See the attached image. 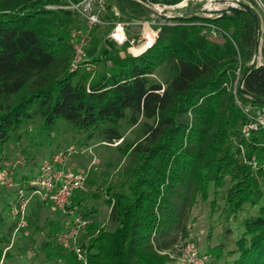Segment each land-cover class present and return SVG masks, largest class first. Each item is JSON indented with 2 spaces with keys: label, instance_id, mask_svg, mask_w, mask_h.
I'll return each instance as SVG.
<instances>
[{
  "label": "trees",
  "instance_id": "obj_1",
  "mask_svg": "<svg viewBox=\"0 0 264 264\" xmlns=\"http://www.w3.org/2000/svg\"><path fill=\"white\" fill-rule=\"evenodd\" d=\"M247 1L254 11H261L259 2L264 7V0ZM56 2L0 0V157L4 144L21 139L32 122L47 136L63 125L84 143L121 141L116 147L125 161L116 181L89 193L108 207L104 225L94 207L80 211L73 193L69 199V208L90 219L78 237L81 257L55 244L63 218L56 212L38 227L44 258L168 264L200 199L218 210L223 225L219 242L202 256L206 264H264V127L241 133L243 108L264 106V63L255 60L260 27L255 29L251 14L189 12L164 23L155 44L138 56L107 40L106 27H98L93 39L99 51L73 69L70 27L77 17L48 8ZM109 2L108 10L116 4L124 15L146 12L133 0ZM106 17L115 19L110 11ZM261 54L264 62V41ZM88 62L97 67L92 77ZM129 128L132 140L123 138ZM31 177L19 183H31ZM14 233L15 222L0 233V264L13 258ZM27 249L20 246L18 254ZM35 259L32 264L47 261Z\"/></svg>",
  "mask_w": 264,
  "mask_h": 264
},
{
  "label": "built area",
  "instance_id": "obj_2",
  "mask_svg": "<svg viewBox=\"0 0 264 264\" xmlns=\"http://www.w3.org/2000/svg\"><path fill=\"white\" fill-rule=\"evenodd\" d=\"M136 1L152 9V12L144 9L146 12L142 14L129 12L124 15L116 4H113L108 10L109 0H57L56 3L48 6L51 9L69 10L76 17L82 19L81 22L73 23L70 27L72 48L70 66L73 69H78L83 62L89 61L85 49L90 45L98 27H106L104 37L107 40L112 41L118 47H124L127 53L138 56L155 44L161 26L176 18L178 10L186 7L191 0ZM108 11L115 16V19H107ZM214 35L215 31H211L209 37ZM259 40V49L255 59L257 65L264 63L261 54L263 36ZM134 49L138 50L137 53L134 52ZM84 66L92 77L97 69L95 64L88 62ZM238 81L239 79L235 80V86ZM239 86H241V81ZM243 111L247 120L241 127L242 134L248 136L264 127V107L246 105ZM72 152L73 147L69 146L65 150L54 153L43 161L37 169L36 175L30 178L31 183H28L27 180L18 183L15 189V198L10 205V214L15 219V232L26 230L27 207L30 200L38 197L42 202H49L52 208L63 217L60 228L54 234L55 244L72 249L78 257H81L78 237L90 223V219L76 214L68 206L73 191L80 187L83 180L80 171H71L66 166V161ZM249 163L253 169L259 167L255 157H252ZM22 164L21 158L6 161L4 167L0 168L1 184L8 187L14 186V172ZM260 166L264 168V160ZM177 256L183 264H206V261L198 256L192 244H185ZM171 257L173 256L171 255Z\"/></svg>",
  "mask_w": 264,
  "mask_h": 264
},
{
  "label": "rangeland",
  "instance_id": "obj_3",
  "mask_svg": "<svg viewBox=\"0 0 264 264\" xmlns=\"http://www.w3.org/2000/svg\"><path fill=\"white\" fill-rule=\"evenodd\" d=\"M247 5L252 4L247 0H239ZM216 1L208 0H191L188 5L177 12L176 18L182 17L189 12L200 10L205 4L213 5ZM258 20H260L259 31L260 37L264 36V8L261 7V11H255ZM77 21L74 24H78L82 19L76 18ZM99 33L101 32L98 30ZM98 33V34H99ZM97 37V35L95 36ZM98 38L92 39L90 45L85 49L86 57H90L97 51H99ZM260 41V40H259ZM162 71V69H160ZM167 76V73H164ZM240 84V79L238 85ZM240 105H244L239 102ZM264 107V106H259ZM258 107V108H259ZM26 131L21 135L24 136L21 139L9 140L3 146V152L0 157V166L4 167V163L8 160H14L21 158L23 164L20 168L14 172V186L8 187L0 182V233L5 232L9 225L15 222L14 218L10 215V205L15 198L17 188L16 185L22 176H35L37 169L42 165L43 161L48 159L51 154L65 150L69 146L73 147V152L66 161V166L69 170L78 172L83 175V180L79 188L73 191L72 199L78 201L80 204V211H84V206L94 207L97 210L96 218L100 225H104L107 220L108 207L102 202V198H92L89 196L90 192L100 191V187H105L107 184H112L118 178V173L124 165L125 157L120 154L117 149V145L121 141H118L111 145L99 143L95 140L83 142L81 135L75 134L73 130L60 125L56 131L50 132L47 136L45 134L38 133L36 125L32 122L26 126ZM123 138L132 140L135 137L132 128L123 129ZM24 179V178H23ZM73 200V201H74ZM219 205L221 202L219 201ZM56 214V211L52 208L49 202H42L38 197H34L30 200L27 207V230L26 237L20 236L23 230L14 233V237L17 241L14 242L13 254L14 257L10 260L9 264H32L33 259L35 263L44 258L43 251L38 248L39 243L45 238L40 233L38 227L42 226L45 219H51ZM245 213H242V217ZM218 210L211 209L208 201H201L198 199L193 207L189 211L188 219L186 220V235L180 241L177 254H171L172 261L168 264H183L179 255L182 247L185 244H192L198 253V256L202 258L206 255L208 247L219 242L222 234L223 225L217 220ZM92 218V217H90ZM228 225L234 230L236 225L234 222H229ZM81 234V233H80ZM21 237L18 240L17 237ZM26 247L27 252L18 254L19 247ZM23 252V251H21ZM177 256V257H176ZM42 264H68L66 259H58L50 261H43Z\"/></svg>",
  "mask_w": 264,
  "mask_h": 264
},
{
  "label": "water",
  "instance_id": "obj_4",
  "mask_svg": "<svg viewBox=\"0 0 264 264\" xmlns=\"http://www.w3.org/2000/svg\"><path fill=\"white\" fill-rule=\"evenodd\" d=\"M126 1H131V0H126ZM257 1L259 2V0H257ZM133 2L138 4L143 9H145L149 12H152V9L143 5L142 3L135 1V0H133ZM259 4L261 7H263L260 2H259ZM242 10L247 11L248 13L251 14V16L253 17V20H254L255 29L258 31L259 20H258V16H257L256 12L252 9L251 6L247 5L244 2H240L239 0H217V3H215L213 5H209V4L203 5L199 11L201 14H204V15H223V14H227V13H229V14L238 13Z\"/></svg>",
  "mask_w": 264,
  "mask_h": 264
},
{
  "label": "crops",
  "instance_id": "obj_5",
  "mask_svg": "<svg viewBox=\"0 0 264 264\" xmlns=\"http://www.w3.org/2000/svg\"><path fill=\"white\" fill-rule=\"evenodd\" d=\"M12 254H16V253L13 251ZM12 257H14V255H13ZM10 260H11V259H6L4 264H9Z\"/></svg>",
  "mask_w": 264,
  "mask_h": 264
},
{
  "label": "bare ground",
  "instance_id": "obj_6",
  "mask_svg": "<svg viewBox=\"0 0 264 264\" xmlns=\"http://www.w3.org/2000/svg\"><path fill=\"white\" fill-rule=\"evenodd\" d=\"M208 1H216V0H208ZM210 5V4H209Z\"/></svg>",
  "mask_w": 264,
  "mask_h": 264
}]
</instances>
